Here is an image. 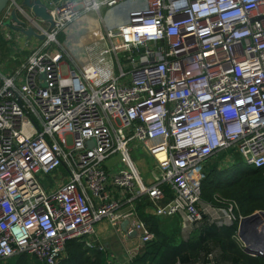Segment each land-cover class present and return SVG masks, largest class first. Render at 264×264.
<instances>
[{"label": "built area", "instance_id": "2783aa9c", "mask_svg": "<svg viewBox=\"0 0 264 264\" xmlns=\"http://www.w3.org/2000/svg\"><path fill=\"white\" fill-rule=\"evenodd\" d=\"M42 1L52 29L22 0L0 18V34L16 11L45 36L22 83L0 71V261L59 264L73 242L103 249L102 221L118 232L129 222L133 260L157 240L139 214L144 199L159 217L181 216L185 230L205 217L219 229L239 224L237 205L205 203L202 185L223 152L264 173V0ZM89 14L103 35L78 64L58 37ZM137 145L153 160L149 182L133 167ZM116 155L118 172L108 167Z\"/></svg>", "mask_w": 264, "mask_h": 264}, {"label": "crops", "instance_id": "0c3cea01", "mask_svg": "<svg viewBox=\"0 0 264 264\" xmlns=\"http://www.w3.org/2000/svg\"><path fill=\"white\" fill-rule=\"evenodd\" d=\"M108 15V14H107ZM19 17L23 19L21 14ZM126 18L125 11H119L116 13H111L107 16V24L109 26H117L121 22H123ZM48 25V24H47ZM6 33L0 34V71L9 77H17L16 79L22 83L21 73L24 71V67L27 65L29 58L33 55V53L40 49L44 40L37 39L36 42L30 43L31 39L23 36L22 34L15 33L7 28L4 30ZM4 34H10L13 37L12 41H9L5 38ZM102 24L99 16L96 14H89L87 16L81 17L75 23H73L67 30L62 32L58 40L64 43L65 48L69 51L70 56L74 57V60L78 62V64L86 62V45L94 44V42L98 43L102 39ZM21 37L27 38V42L23 45H20L18 41ZM36 39V38H35ZM17 42V43H16ZM134 154L132 155L133 159V167L137 170L141 175L144 176V179L148 182L150 181L149 169L150 164L153 165V160L148 156L145 149L142 146H135ZM231 155L228 152L220 153L218 156H215L212 161L216 164L219 171H224L226 169L233 168L230 167ZM121 164L120 155H116L109 162L108 167L113 171H116L114 167L115 165ZM238 164V162H237ZM123 166V165H122ZM63 175L65 174L64 170H61ZM152 177V176H151ZM152 181V178H151ZM167 196L169 198L172 196V191L167 188L166 189ZM237 205L236 214L242 215L239 209V205L236 201H233ZM139 214L142 220H150L151 226L152 222H156L157 229L162 234H167L174 238L175 243L181 245L182 243H188L192 240V238L209 225L215 226L211 224L208 219L205 217V221L200 224L191 225V227L187 230L184 229L183 219L181 216L174 218L167 217H159L155 214V211L150 206L148 200L144 199L142 201H138ZM264 211H256V213H260ZM252 214V215H254ZM250 215V216H252ZM249 217L245 216L244 218ZM264 216H262V224L258 227L257 233L259 239L251 242V244L247 245L241 238V242L245 247H242L241 242H237L235 236L233 238L234 244L236 246L235 249H230V251H238V254L243 259L242 262L245 263V257L251 262L258 260L259 258H263L264 256H255L254 252L257 249H261L264 251ZM240 225L237 224L234 227H225L223 229H231L236 228V234L239 232L240 237ZM122 226V224H121ZM129 225L127 226V230ZM122 229V228H121ZM219 229V228H218ZM222 230V229H219ZM97 239L99 240V245L103 246V249L99 247L94 248L97 251L104 250L107 254V262L109 264V260L111 258H116L123 264H134L136 258L131 260L130 253L133 252L139 246V240L137 235L135 237L130 236L128 233H125L123 230L118 232L108 221L100 222L97 227ZM152 232V231H151ZM190 232V234H188ZM155 235V232H152ZM255 234V232L253 231ZM235 234V235H236ZM190 235V237H188ZM256 235V234H255ZM156 236V235H155ZM67 254V253H66ZM142 254V252H141ZM140 254V255H141ZM230 252L225 253L222 247L219 245L216 249H212L207 253L203 251L200 252V255L197 258H190L188 253L184 254V258L178 259L175 264L178 262L182 264H206V263H215V264H235L233 259L226 258V255H230ZM139 255V256H140ZM225 255V257H223ZM233 255V254H232ZM245 257H243V256ZM234 256V255H233ZM66 257V256H65ZM223 257V258H222ZM235 257V256H234ZM222 258V260H220ZM239 264H243V263ZM246 264V263H245Z\"/></svg>", "mask_w": 264, "mask_h": 264}, {"label": "trees", "instance_id": "16d2710c", "mask_svg": "<svg viewBox=\"0 0 264 264\" xmlns=\"http://www.w3.org/2000/svg\"><path fill=\"white\" fill-rule=\"evenodd\" d=\"M232 169L219 171L212 159L209 161L206 166L207 177L202 185V200L211 205H216L217 200L221 198L236 201L244 217L250 216L256 211H264L263 170L250 168L233 171ZM143 221L149 225L152 232H155L157 240L145 247L142 254L136 258L134 264H175L178 259L184 258L185 253H188L190 258H197L201 251L207 253L212 249H216L219 245L225 253H231L226 255V258L233 259L235 264L243 261L238 251H230V249L236 248L233 240L236 228L219 230L215 226L209 225L199 235H195L190 242L178 245L175 243L174 238L158 231L156 222H152L151 226L150 220ZM242 263L264 264V259L259 258L250 262L245 257V263ZM0 264L44 263L39 262L32 256L22 254L7 262L0 261ZM59 264H108V262L107 254L104 250L88 249L83 244L73 242L68 245L66 257Z\"/></svg>", "mask_w": 264, "mask_h": 264}, {"label": "water", "instance_id": "95a60500", "mask_svg": "<svg viewBox=\"0 0 264 264\" xmlns=\"http://www.w3.org/2000/svg\"><path fill=\"white\" fill-rule=\"evenodd\" d=\"M11 1L12 0H0V18L3 12L8 7V5L11 3ZM21 4L22 6L27 8L30 12H32L36 18L48 24L50 26V29H52L55 26L54 18L50 14L48 6H46L42 0H22ZM4 26L7 29L18 34H22L23 36L29 39L36 38L39 40H45V36H40L35 32L34 29L32 28H28L27 30L24 29L26 23L23 20H21V18L19 17L16 11L12 12L10 20L5 22ZM89 145L93 146V142H90ZM262 216H264V212L256 213L252 216L244 218L241 221L240 238L247 245L259 239L257 230L258 227L262 224ZM128 225H129L128 221L123 222L121 226L122 230L125 233H128L130 236L135 237L137 233L133 232L130 234L127 230ZM253 231L255 232L256 235L253 233Z\"/></svg>", "mask_w": 264, "mask_h": 264}, {"label": "rangeland", "instance_id": "374dc122", "mask_svg": "<svg viewBox=\"0 0 264 264\" xmlns=\"http://www.w3.org/2000/svg\"><path fill=\"white\" fill-rule=\"evenodd\" d=\"M37 39L33 38L31 39L30 43H34L36 42ZM27 42V38L25 37H21L20 40L18 41V43L20 45H23ZM17 43V42H16ZM229 153V152H228ZM230 154V153H229ZM238 162V164H237ZM230 164V167L233 166V171H239V170H246V169H249L250 167L247 165V163H245V161L242 159V157H240L238 154L234 155V156H231V159H230V162H228ZM150 164V169L152 170L153 169V165L151 166V162H149ZM116 167H114V169L116 170V172L120 171L121 169H123V166L122 164H117L115 165ZM149 169V170H150Z\"/></svg>", "mask_w": 264, "mask_h": 264}]
</instances>
